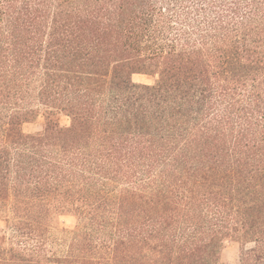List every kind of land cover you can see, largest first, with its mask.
<instances>
[{"label":"trees","instance_id":"1","mask_svg":"<svg viewBox=\"0 0 264 264\" xmlns=\"http://www.w3.org/2000/svg\"><path fill=\"white\" fill-rule=\"evenodd\" d=\"M6 210L0 264H264V0H0Z\"/></svg>","mask_w":264,"mask_h":264},{"label":"rangeland","instance_id":"2","mask_svg":"<svg viewBox=\"0 0 264 264\" xmlns=\"http://www.w3.org/2000/svg\"><path fill=\"white\" fill-rule=\"evenodd\" d=\"M157 79L156 76H150L145 74H134L133 80L138 83L153 84ZM59 122L61 126H69L70 119L67 116L60 115ZM44 119L40 117L33 123H26L23 125V130L25 132H38L43 129ZM9 213L4 212L0 213V229H6L8 223ZM79 223V219L74 215H62L59 217V225L61 229H74ZM243 243L238 240L228 239L225 241L222 254H221V263L222 264H239L240 262V253L243 248ZM251 244H248V247H251Z\"/></svg>","mask_w":264,"mask_h":264}]
</instances>
